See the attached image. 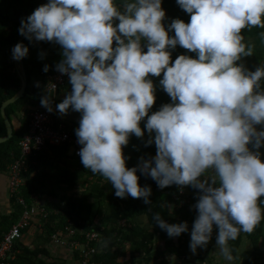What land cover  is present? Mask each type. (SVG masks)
I'll return each mask as SVG.
<instances>
[{
	"label": "clouds",
	"instance_id": "1",
	"mask_svg": "<svg viewBox=\"0 0 264 264\" xmlns=\"http://www.w3.org/2000/svg\"><path fill=\"white\" fill-rule=\"evenodd\" d=\"M177 3L190 21L175 19L166 27L162 0H49L22 21L19 34L63 50L56 70L68 76L71 91L56 110L81 113L75 134L82 165L109 181L117 197L145 204L152 189L141 186L138 170L161 189H197L190 249L206 247L215 227L220 253L233 261L229 242L264 219V129L257 128L264 125V66L250 71L237 64L253 55L241 33L264 28V0ZM177 45L196 57L180 55L172 63ZM28 52L17 43L12 58ZM162 72L160 85L172 103L149 114L156 95L148 77ZM41 106L52 111L50 96ZM145 129L146 146L154 142L156 154L129 168L124 148ZM153 219L169 237L188 231L187 222L170 224L160 213Z\"/></svg>",
	"mask_w": 264,
	"mask_h": 264
},
{
	"label": "trees",
	"instance_id": "2",
	"mask_svg": "<svg viewBox=\"0 0 264 264\" xmlns=\"http://www.w3.org/2000/svg\"><path fill=\"white\" fill-rule=\"evenodd\" d=\"M48 2L49 0H0V136L7 134L5 120L1 116V105L20 89L22 83L20 60L12 58V49L22 36L19 34L21 23L36 8ZM123 2L124 0H116L118 5H122ZM162 8L166 11L163 21L166 27L175 19H181L186 23L190 21V14L178 5L177 0H162ZM241 34L244 36L243 42L253 46L254 52L251 56L242 57L237 64H243L247 70L255 71L258 67L264 66V28H246ZM169 35L173 36L174 31H170ZM22 44L29 49L28 55L22 59L28 75V85L25 95L6 107V115L13 123L14 120H18L20 127L14 129L13 136L9 140L0 143V173L7 172L8 166L20 159L22 154L20 141L28 132L31 119L29 115L36 108H45L41 106V99L47 95L46 77L56 70V65L63 59L61 46L53 42L25 38ZM143 50L147 51V48ZM180 55L196 57V53L177 45L171 50V62L174 63ZM46 65L47 72L44 71ZM148 78L153 81L156 95V102L149 110L151 114L164 104L172 103V100L160 85L163 72L159 77L150 75ZM62 89L69 94L71 91L69 81ZM261 90L264 91V78L261 80ZM63 100L58 99L54 104H59ZM53 106L51 104L52 108ZM146 120L147 117L141 121L142 128ZM78 127L79 123L71 127L75 136ZM257 128L264 129V125ZM148 139L149 134L146 129L143 138H137L135 135L130 137L127 148H124L125 156L129 157L126 161L127 167H136L141 162V157L148 159L155 156V143L146 146ZM259 152L261 159L264 160V150ZM71 157L74 159L72 166L78 169L74 180L81 178L85 186L78 194L71 195L67 200L55 205V209H51V204L46 201L45 206L50 214L41 218L42 237L45 240L49 241L53 235L75 228L78 232L70 237V241L77 240L84 243L86 231L98 230L105 243L94 258L101 264H148L152 260L150 254L157 237L165 241L166 249L158 254L160 260L156 264H169L165 256L166 250L180 256L188 253L191 238L189 226L194 224L198 214L194 207L199 197L197 189L187 186L185 194L179 196L180 186L171 185L161 189L150 176H145L138 170L141 186H150L152 189L151 203L145 204L143 199H133L131 196L119 198L109 181L86 169L80 157L69 154L68 144L49 145L27 158L26 168L23 171L27 180L20 190V195L27 205L33 203L34 195L42 199L44 194H49L48 169ZM260 200L264 201V196ZM11 203L14 209L10 214H3L0 211V242L4 234L20 219L24 210V205L19 203L17 197L12 196ZM259 206L264 213V204ZM156 213H160L161 217L170 224L187 222L188 231L178 237H169L153 219ZM143 214L149 215L153 225L151 229L133 227L134 219ZM123 220L126 222L124 225L121 224ZM215 230L217 228L214 227L213 231ZM246 240L251 242V248L243 247ZM92 243L96 244V242ZM230 248L240 264H264V219L252 233L241 232L236 240L231 241ZM13 249L15 254L8 260L9 264H64L60 260L45 259L44 257L51 255L46 246H36L31 249L28 246L21 247L15 244ZM128 255L130 256L128 260L119 262V257Z\"/></svg>",
	"mask_w": 264,
	"mask_h": 264
},
{
	"label": "crops",
	"instance_id": "3",
	"mask_svg": "<svg viewBox=\"0 0 264 264\" xmlns=\"http://www.w3.org/2000/svg\"><path fill=\"white\" fill-rule=\"evenodd\" d=\"M46 90V96H50L51 104L54 105L53 109L55 110L57 116L66 121L71 127L79 123L81 119L80 112L72 111L71 109H69L67 114L61 115L56 110L57 104H54L55 101L58 99H65L68 95L67 91L60 89L57 92H53L49 91L47 88ZM14 121L15 128H19L20 122L18 120ZM261 150H264V146L259 149V151ZM73 162L74 159L72 157L67 158L60 163L51 166V169H48L47 185L49 194H44L42 196V199L37 197L41 204L45 206L46 201H48L49 205L51 204V209H55V205L59 204L63 200H67L71 195L78 194L79 192H81V190L84 189L83 186L85 185L82 183L81 178H76L74 180V176L77 175L78 169H74V167L72 166ZM8 185L9 181L7 172L0 173V211L3 214H10L14 209L11 203L12 196L10 193V187ZM41 218L42 217L39 215L33 218L31 226L24 230L22 237L17 240L16 244L21 247L28 246L31 249H34L36 246H46L51 255L49 257H44L45 259L58 261L60 260L61 262H64V264H81L79 257L80 249H82V247L73 248L71 246V235H69L68 231H66L65 233H59L58 235H53L52 239H50L49 241L45 240L42 237L43 230L41 226ZM132 224L135 229H151L153 227L151 219L147 214L137 216ZM192 227L193 224L189 226V229L192 230ZM82 231L83 230H81V232ZM217 232L218 229L213 231L212 238L207 246L198 248L195 253H193L191 249H189L186 255L180 256L174 254L172 251L166 250V259H168L169 264H240L237 257L233 256L234 260L229 261L225 259L224 256L220 253V250L218 249L216 244ZM104 243L105 239L101 238V240L95 244L97 247V253L101 251ZM229 243H231V241ZM243 247L248 249L252 247V244L251 242H249V240H246ZM165 249V241L157 237L154 244V249L150 254L152 260L148 264L158 263L160 260L158 258V254ZM13 250L11 252H13ZM11 252L9 253V258H11L13 254H15L14 252ZM129 257V255L126 257H119V262L128 260ZM95 262L101 264L96 259Z\"/></svg>",
	"mask_w": 264,
	"mask_h": 264
},
{
	"label": "built area",
	"instance_id": "4",
	"mask_svg": "<svg viewBox=\"0 0 264 264\" xmlns=\"http://www.w3.org/2000/svg\"><path fill=\"white\" fill-rule=\"evenodd\" d=\"M46 79V88L53 92L59 91L69 81L66 74H61L57 70L48 74ZM29 116L31 119L28 132L20 141L21 157L12 162L7 169L11 196L17 197L19 203L24 205V210L20 219L4 234L0 242V264H9V253L13 250L17 240L22 237L24 230L31 226L33 218L38 215L47 217L50 214V211L39 202L36 195L33 196L34 201L31 205H27L25 199L20 195V190L27 180L23 174L27 158L49 145L63 144L69 145V154L80 157L78 152L82 147L77 142V136L72 134L71 126L59 118L53 108L52 111L46 108H36ZM178 188L179 196L185 194L187 190L185 187ZM121 224L124 225L126 222L123 220ZM68 233L73 236L77 234V229L69 228ZM85 236L86 241L84 243L75 240L71 241L70 244L73 248L82 247L79 257L81 264H99L93 258L97 253V247L92 243L101 240L99 231L88 230L85 232Z\"/></svg>",
	"mask_w": 264,
	"mask_h": 264
},
{
	"label": "water",
	"instance_id": "5",
	"mask_svg": "<svg viewBox=\"0 0 264 264\" xmlns=\"http://www.w3.org/2000/svg\"><path fill=\"white\" fill-rule=\"evenodd\" d=\"M25 36H21L18 39L17 43H22V41L25 39ZM20 75H21V79H22V83H21V87L20 89L10 98L6 99L2 105H1V116H3L4 120H5V125L7 128V134L4 136H0V143L5 142L7 140H9L14 133V123L10 120L9 116H7L6 114V107L15 102L17 99H19L20 97H23L25 95L26 89H27V85H28V75H27V71L26 68L24 66L23 60H20ZM14 252V250H13ZM11 252V253H13Z\"/></svg>",
	"mask_w": 264,
	"mask_h": 264
},
{
	"label": "rangeland",
	"instance_id": "6",
	"mask_svg": "<svg viewBox=\"0 0 264 264\" xmlns=\"http://www.w3.org/2000/svg\"><path fill=\"white\" fill-rule=\"evenodd\" d=\"M129 147V146H128ZM127 148V147H126Z\"/></svg>",
	"mask_w": 264,
	"mask_h": 264
}]
</instances>
